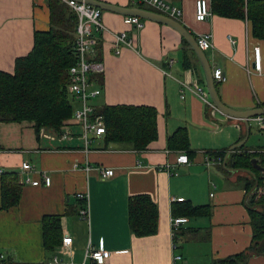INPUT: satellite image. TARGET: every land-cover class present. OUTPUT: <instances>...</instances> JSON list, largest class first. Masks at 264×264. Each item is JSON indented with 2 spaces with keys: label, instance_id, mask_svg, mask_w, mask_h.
I'll list each match as a JSON object with an SVG mask.
<instances>
[{
  "label": "crops",
  "instance_id": "obj_1",
  "mask_svg": "<svg viewBox=\"0 0 264 264\" xmlns=\"http://www.w3.org/2000/svg\"><path fill=\"white\" fill-rule=\"evenodd\" d=\"M102 1L159 12L145 4L129 5L131 0ZM166 1L182 10L178 20L195 38L209 34L213 46L204 51L212 72L220 68L226 76L216 83L222 102L235 109L264 106V40L252 35L250 24L215 14L198 21L196 0ZM124 16L101 10L107 29L117 34L126 32L133 46L119 44L116 52L111 32L96 33V52L104 71L94 75V86L100 87L101 93L93 103L98 108L153 107L157 139L145 150L117 143L102 149L101 135L85 150L77 136L62 142L41 137L32 122L0 123V175L15 171L22 185L18 204L0 208V252L16 263L86 264L92 260L86 258L87 251L101 249L109 252L105 264H209L213 259L237 254L251 243L246 190L240 178L250 174L226 168L208 152L230 154L243 146L242 150L258 154L257 162L264 166L260 162L264 158V130L249 119L246 140L234 147L245 139L246 126L243 120L218 111L209 95L208 103L195 91L194 81L206 90L205 77L184 38L158 21L142 19L138 28L125 23ZM49 28L47 1L0 0V71L12 72L15 60L32 49L34 32ZM255 47L260 49V72L253 70ZM178 128L186 129L193 154L188 164L174 167L176 174H169L161 167L165 163L175 165L178 151L168 150L166 141ZM23 162L32 166L31 172L21 169ZM102 167L112 168L113 175L101 177ZM41 173L50 176V185L24 183L27 175L37 179ZM79 194L88 196V218L79 215L87 202ZM137 194H148L157 204L154 234L136 236L130 229L127 203ZM179 197L193 205H210V215L174 216L172 205L176 201L172 198ZM45 215L60 216L61 241L65 236L72 240L67 249H61V241L52 249L44 245ZM174 217L187 218L176 229L179 239L175 251ZM175 254L181 256L176 262ZM54 259L58 263H53ZM247 264H264V254L251 256Z\"/></svg>",
  "mask_w": 264,
  "mask_h": 264
},
{
  "label": "trees",
  "instance_id": "obj_2",
  "mask_svg": "<svg viewBox=\"0 0 264 264\" xmlns=\"http://www.w3.org/2000/svg\"><path fill=\"white\" fill-rule=\"evenodd\" d=\"M47 4L50 28L34 32L32 49L15 60L12 72L0 71V123L28 121L32 122L36 132L41 127H47L58 133L75 108L67 86L68 69L76 61V15L60 0H47ZM210 8L212 14L217 16L247 21L252 35L264 40V0H210ZM184 42L187 44L185 39ZM96 58L99 59L97 52ZM95 110L103 116L106 125L103 145L100 146L102 149L117 143L136 151L145 150L157 139V112L153 107L119 105L95 107ZM166 147L168 150L185 152L188 158L193 154L185 128H178L169 135ZM242 149L243 146L232 149L225 164L250 174L240 178L244 180L246 190V207L252 228L251 243L245 250L213 259L209 264H247L251 256L264 254V240L260 244L264 239V176L251 163V159L258 154ZM226 152L209 151L208 156L215 161L219 159L223 165ZM260 162L264 164V158ZM255 181L258 182L257 188L252 191ZM21 187L15 171H4L0 175V208L9 209L17 205ZM127 208L129 226L136 236H147L157 231L158 207L150 195L130 196ZM210 213V205H193L183 200L172 205L174 216L197 217ZM43 229L44 245L49 249L57 246L61 241L60 216L45 215ZM178 239L176 232L174 241L178 243ZM12 264L21 263L13 261ZM86 264L97 263L89 260Z\"/></svg>",
  "mask_w": 264,
  "mask_h": 264
},
{
  "label": "built area",
  "instance_id": "obj_3",
  "mask_svg": "<svg viewBox=\"0 0 264 264\" xmlns=\"http://www.w3.org/2000/svg\"><path fill=\"white\" fill-rule=\"evenodd\" d=\"M47 1V0H44ZM68 5V7L76 15V27H75V41L74 52L76 56L75 63L68 69L69 82L67 90L69 95L77 103L73 110V114L68 118L61 127V131L56 133L47 127H41L39 135L47 139H56L58 141H69L75 136L81 139L83 148L89 150L94 138L104 135L106 131V125L104 118L101 114L95 110L93 103L100 93V87H95L94 75L100 74L104 71V64L101 60L96 58V45L98 43L97 32H111L103 24L101 20V10L97 7L91 6L84 2H78L76 0H60ZM134 5H149L161 13L169 15L173 18L180 19L182 16V10L176 7L166 0H131ZM212 15L209 0H196L195 2V18L198 21L207 20ZM124 22L127 24H135L136 27L141 28L143 20L137 16H124ZM112 33V32H111ZM114 41L116 43V52H118V45L124 44L128 47L133 46V40L128 37L126 32L119 34L112 33ZM228 39L233 43L234 40L229 36ZM199 47L202 50H206L213 46L209 39V34H199L196 38ZM172 61H170L171 63ZM253 70L255 72L261 71L260 61V49L255 47L253 49ZM213 78L215 82H222L226 79L222 69L216 68L213 71ZM195 91L202 97V99L209 103L208 93L203 85L198 84L196 81L193 83ZM250 120L261 130H264V114L257 115ZM189 158L185 152H178L176 155L175 165L165 163L161 169L167 171L169 174H176L174 169L176 165L188 164ZM23 171L31 172L32 166L28 162L21 164ZM174 169V170H173ZM101 177L108 178L113 175V169L100 168ZM2 170L0 169V172ZM40 178H32L27 175L23 181L26 184L39 185L41 183L50 185L51 178L45 173L40 174ZM82 199H85L86 205L79 210V215L83 218L89 216V203L88 196L79 194ZM173 201H182V197L172 198ZM187 221L186 217H174L172 218V249L175 251L178 248V244L174 241L175 233L180 224ZM71 237H62V250L67 249L70 246ZM109 256V252L101 249H90L86 253L87 259H92L97 264H103L106 258ZM181 259L179 254L174 255V262ZM13 259L8 257L4 252H0V264H12ZM53 263H58L57 259H54Z\"/></svg>",
  "mask_w": 264,
  "mask_h": 264
},
{
  "label": "water",
  "instance_id": "obj_4",
  "mask_svg": "<svg viewBox=\"0 0 264 264\" xmlns=\"http://www.w3.org/2000/svg\"><path fill=\"white\" fill-rule=\"evenodd\" d=\"M76 1L84 2L91 6L97 7L100 10H108V11H113L115 13H119L122 15L137 16L141 19H150V20L158 21L176 30L181 35V37H183L187 41L190 48L192 49V51L195 53L197 57V60L202 68V71L205 77L204 79H205L206 91L209 95L210 101L213 104V106L218 111H220L222 114L228 117L243 120L246 126L247 133H246L245 139L237 143L234 147L240 146L241 144L244 143V141L246 140V137L248 136L249 119L254 116L264 114V106H258V107L248 108V109H235L222 102L218 94V91H217L216 82L213 78L212 67L209 63L206 52L199 47L196 38L193 36L192 33H190V31H188V29L178 19L173 18L164 13H159L156 11L144 9L139 6H121L118 4L109 3L106 1H102V0H76ZM234 147H231L230 150ZM228 154L229 152L226 154V156H228ZM224 162H223V166L226 167V164ZM251 163L257 170L264 172V166L260 165L257 162L256 158H252ZM230 170H236V169L230 168ZM257 184L258 182L256 181L254 186L251 189L252 191L257 187ZM263 240L264 239L260 241V244L263 242Z\"/></svg>",
  "mask_w": 264,
  "mask_h": 264
}]
</instances>
